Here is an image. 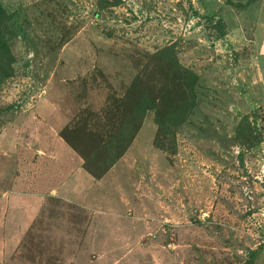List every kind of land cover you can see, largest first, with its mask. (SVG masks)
Wrapping results in <instances>:
<instances>
[{
  "label": "rangeland",
  "instance_id": "obj_1",
  "mask_svg": "<svg viewBox=\"0 0 264 264\" xmlns=\"http://www.w3.org/2000/svg\"><path fill=\"white\" fill-rule=\"evenodd\" d=\"M0 7V264H264V0Z\"/></svg>",
  "mask_w": 264,
  "mask_h": 264
},
{
  "label": "trees",
  "instance_id": "obj_2",
  "mask_svg": "<svg viewBox=\"0 0 264 264\" xmlns=\"http://www.w3.org/2000/svg\"><path fill=\"white\" fill-rule=\"evenodd\" d=\"M3 13H4V11H3L2 7H0V15H2ZM185 95L187 96V98H189V95L191 96L190 91H186ZM159 122L160 121H158L157 117H155V124L158 125Z\"/></svg>",
  "mask_w": 264,
  "mask_h": 264
}]
</instances>
